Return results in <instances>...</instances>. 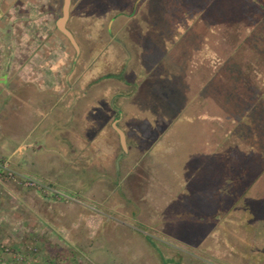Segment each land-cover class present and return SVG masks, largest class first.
I'll list each match as a JSON object with an SVG mask.
<instances>
[{
	"label": "rangeland",
	"instance_id": "obj_1",
	"mask_svg": "<svg viewBox=\"0 0 264 264\" xmlns=\"http://www.w3.org/2000/svg\"><path fill=\"white\" fill-rule=\"evenodd\" d=\"M221 1L71 0L76 54L64 0H0V159L72 198L2 180L0 264H264V106H221L184 40Z\"/></svg>",
	"mask_w": 264,
	"mask_h": 264
},
{
	"label": "crops",
	"instance_id": "obj_2",
	"mask_svg": "<svg viewBox=\"0 0 264 264\" xmlns=\"http://www.w3.org/2000/svg\"><path fill=\"white\" fill-rule=\"evenodd\" d=\"M221 2L223 3L218 8L212 6L211 11L208 12L204 11V8H199V12L193 11L192 19L195 18L196 14H202V25L193 30L192 34L191 28H189L184 38L191 47L196 48L192 51V54L197 56L194 63L196 62L198 66L201 64L204 66L202 89L206 90L214 80H218L217 84L220 86L218 88H225V94L221 96L224 97L223 104L219 102L220 105L222 104L221 106H228L229 102L231 103L229 106H264V0H222ZM121 7L118 5L115 11L117 8L120 10ZM123 7L126 15L122 13L124 15L122 17L119 12L115 16L114 21L116 23L113 26V34L110 35L111 43L108 44V49L112 60L118 59L125 63L127 61L126 58L124 59L126 48H139L134 37L137 32H141V27L136 23L126 28V24H130V21L134 19V15L128 10L131 9L129 5L126 4ZM190 10H187L188 14H190ZM205 12L208 14H205ZM120 19L122 24L118 23ZM190 20L191 18L188 19L189 22H191ZM69 31L74 37L72 31L70 29ZM185 31L186 28L179 32L177 36H183ZM75 42L79 49L76 40ZM205 48L209 50V58H207ZM227 48L230 49L227 50ZM233 48H236L235 51ZM131 50H127L130 55ZM129 61L130 57L128 63ZM212 63L218 65L213 67ZM227 63H235L236 69L232 73L235 77L234 86L235 88H237V85L242 87L245 92H236L237 89L231 91L232 83L227 82V72L224 70ZM195 65L194 67H196ZM121 81L122 85H126V81ZM52 111L54 109L51 111L49 109L47 114L51 116ZM209 155L205 156L207 160H209ZM205 168L208 169L205 171ZM205 168L203 170L200 168L199 171L196 169L197 173L209 174V161L206 163Z\"/></svg>",
	"mask_w": 264,
	"mask_h": 264
},
{
	"label": "built area",
	"instance_id": "obj_3",
	"mask_svg": "<svg viewBox=\"0 0 264 264\" xmlns=\"http://www.w3.org/2000/svg\"><path fill=\"white\" fill-rule=\"evenodd\" d=\"M2 180L14 181L16 184H20L24 187L50 192L55 198L72 200L70 196L66 195L61 190L51 188L36 178L17 172L9 162L0 159V182Z\"/></svg>",
	"mask_w": 264,
	"mask_h": 264
},
{
	"label": "water",
	"instance_id": "obj_4",
	"mask_svg": "<svg viewBox=\"0 0 264 264\" xmlns=\"http://www.w3.org/2000/svg\"><path fill=\"white\" fill-rule=\"evenodd\" d=\"M70 1L71 0H64L63 7H62V15L57 20L56 26H57L58 31L68 39L70 44L75 49L76 53H78L79 49H78V46L75 42V39L72 36V34L70 33V31L65 27V24L67 22L68 15H69ZM116 132L119 136V139H120L122 146L124 147V135H123V133L119 129H116Z\"/></svg>",
	"mask_w": 264,
	"mask_h": 264
},
{
	"label": "flooded vegetation",
	"instance_id": "obj_5",
	"mask_svg": "<svg viewBox=\"0 0 264 264\" xmlns=\"http://www.w3.org/2000/svg\"><path fill=\"white\" fill-rule=\"evenodd\" d=\"M69 8H70V6H69ZM68 18H69V15H68ZM67 21H68V19H67ZM65 27L67 28V22H66V24H65ZM68 29V28H67ZM69 30V29H68ZM64 36V35H63ZM65 37V36H64ZM66 38V37H65ZM67 39V38H66ZM68 40V39H67ZM69 42V41H68ZM70 43V42H69ZM75 50V49H74ZM76 52V51H75ZM78 53H79V51H78ZM78 53H76V54H78Z\"/></svg>",
	"mask_w": 264,
	"mask_h": 264
}]
</instances>
